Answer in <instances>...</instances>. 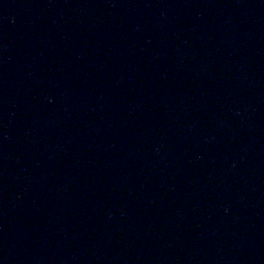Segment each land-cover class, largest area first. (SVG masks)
Returning <instances> with one entry per match:
<instances>
[{"label":"water","instance_id":"1","mask_svg":"<svg viewBox=\"0 0 264 264\" xmlns=\"http://www.w3.org/2000/svg\"><path fill=\"white\" fill-rule=\"evenodd\" d=\"M0 264H264V0H0Z\"/></svg>","mask_w":264,"mask_h":264}]
</instances>
